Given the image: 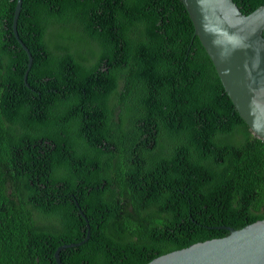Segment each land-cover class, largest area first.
Returning a JSON list of instances; mask_svg holds the SVG:
<instances>
[{
  "label": "trees",
  "instance_id": "obj_1",
  "mask_svg": "<svg viewBox=\"0 0 264 264\" xmlns=\"http://www.w3.org/2000/svg\"><path fill=\"white\" fill-rule=\"evenodd\" d=\"M15 6L0 0V264H56L87 236L79 211L89 238L62 264H147L264 220V142L180 0H22L29 88Z\"/></svg>",
  "mask_w": 264,
  "mask_h": 264
},
{
  "label": "water",
  "instance_id": "obj_2",
  "mask_svg": "<svg viewBox=\"0 0 264 264\" xmlns=\"http://www.w3.org/2000/svg\"><path fill=\"white\" fill-rule=\"evenodd\" d=\"M207 56L213 63L234 111L256 139L264 142V5L243 15L233 0H180ZM22 0H16L12 31L28 57L24 85L32 67L29 49L17 33V21ZM76 206H78L76 204ZM80 243L60 245L55 253L56 264H62L59 254ZM228 235L190 245L159 256L147 264H264V220L233 229L221 226Z\"/></svg>",
  "mask_w": 264,
  "mask_h": 264
},
{
  "label": "clouds",
  "instance_id": "obj_3",
  "mask_svg": "<svg viewBox=\"0 0 264 264\" xmlns=\"http://www.w3.org/2000/svg\"><path fill=\"white\" fill-rule=\"evenodd\" d=\"M213 64V63H212ZM215 69V68H214Z\"/></svg>",
  "mask_w": 264,
  "mask_h": 264
}]
</instances>
